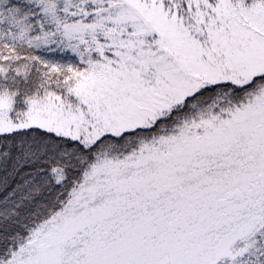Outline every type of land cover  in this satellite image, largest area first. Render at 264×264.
Wrapping results in <instances>:
<instances>
[{"label": "snow or ice", "instance_id": "1", "mask_svg": "<svg viewBox=\"0 0 264 264\" xmlns=\"http://www.w3.org/2000/svg\"><path fill=\"white\" fill-rule=\"evenodd\" d=\"M0 264H264V0H0Z\"/></svg>", "mask_w": 264, "mask_h": 264}]
</instances>
